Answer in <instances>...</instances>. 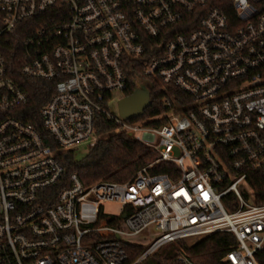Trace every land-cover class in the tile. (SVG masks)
<instances>
[{"label":"built area","instance_id":"obj_1","mask_svg":"<svg viewBox=\"0 0 264 264\" xmlns=\"http://www.w3.org/2000/svg\"><path fill=\"white\" fill-rule=\"evenodd\" d=\"M213 1L0 0V264H143L219 233L235 238L223 264H264L249 183L264 173V0H225L232 13ZM27 81L52 91L40 124L22 117ZM150 83L165 112L124 120L131 88L153 104ZM101 117L154 163L123 183L68 175L60 157L96 148ZM150 230L131 260L128 240ZM172 264L195 263L180 250Z\"/></svg>","mask_w":264,"mask_h":264},{"label":"trees","instance_id":"obj_2","mask_svg":"<svg viewBox=\"0 0 264 264\" xmlns=\"http://www.w3.org/2000/svg\"><path fill=\"white\" fill-rule=\"evenodd\" d=\"M224 12L232 13L231 4L225 0H214L210 5ZM151 84L153 104L147 108L144 119L154 117L165 112L162 104L164 93L160 88ZM29 97L31 100L24 108L22 116L26 122L35 124L39 120L40 111L51 99L52 91L47 90L46 84L27 81ZM134 89L128 91V96L133 95ZM177 99L185 97L182 93L174 92ZM99 141L96 148L91 149L82 162L74 161V151L62 154L60 162L67 167V174L77 173L86 184H94L105 180L110 182H127L138 171L147 168L157 159L156 153L145 145L125 133H117L115 126L106 118L101 117L98 124ZM161 169H153V172H165L166 165H160ZM250 186L255 193V202L264 205V173H252L249 179ZM235 246V238L228 233H219L203 239L193 245L179 241L169 244L165 248L151 256L144 263L172 264L176 254L184 250L195 264H223L222 257ZM131 260L141 255L146 248L142 245L128 249Z\"/></svg>","mask_w":264,"mask_h":264},{"label":"rangeland","instance_id":"obj_3","mask_svg":"<svg viewBox=\"0 0 264 264\" xmlns=\"http://www.w3.org/2000/svg\"><path fill=\"white\" fill-rule=\"evenodd\" d=\"M115 97L117 98V101L121 98H124L123 95L119 92L114 93ZM111 112L119 113L117 110V104H114V107L112 108ZM74 161L76 163H80L83 161L85 157L88 156L90 153V147L88 142H82L80 143L74 150ZM105 212L108 214H118L120 210L119 204H106L105 205ZM160 236V233L149 231L141 236L130 238L128 241L133 244L142 245L144 248L148 249V247L151 246L152 242L157 239ZM192 244V242H190ZM143 264H149V263H143Z\"/></svg>","mask_w":264,"mask_h":264},{"label":"water","instance_id":"obj_4","mask_svg":"<svg viewBox=\"0 0 264 264\" xmlns=\"http://www.w3.org/2000/svg\"><path fill=\"white\" fill-rule=\"evenodd\" d=\"M152 105L150 90L147 86L135 90L133 95L121 100L118 109L121 117L130 121L143 117L147 108Z\"/></svg>","mask_w":264,"mask_h":264}]
</instances>
